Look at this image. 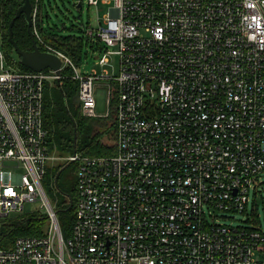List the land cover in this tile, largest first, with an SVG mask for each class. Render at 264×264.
I'll return each mask as SVG.
<instances>
[{
    "label": "built area",
    "instance_id": "1",
    "mask_svg": "<svg viewBox=\"0 0 264 264\" xmlns=\"http://www.w3.org/2000/svg\"><path fill=\"white\" fill-rule=\"evenodd\" d=\"M84 1L108 7L84 33L100 72L42 40L37 6L32 32L59 73L21 70L0 45V264H264L255 215L249 227L220 220L247 213L264 171V0ZM66 68L81 114L112 115L111 154L49 152L44 87ZM63 160L77 166L67 234L43 186ZM36 200L45 232L3 248L4 218Z\"/></svg>",
    "mask_w": 264,
    "mask_h": 264
},
{
    "label": "trees",
    "instance_id": "2",
    "mask_svg": "<svg viewBox=\"0 0 264 264\" xmlns=\"http://www.w3.org/2000/svg\"><path fill=\"white\" fill-rule=\"evenodd\" d=\"M24 0H0V37L1 46L8 59L12 44L8 38V24ZM31 5L35 0H30ZM37 27L42 39L48 45L61 51L72 59L76 66L81 62L83 47L92 44L82 37L52 35L42 27L43 7L39 0ZM38 4V3H37ZM12 40L21 50H32V39L28 33L24 16L21 15L12 25ZM44 51V48L39 46ZM21 70H30L19 60L15 62ZM70 69L66 68L59 81L45 83L43 96V121L47 130L48 150L59 158H66L74 152L81 155L100 156L112 153L111 144L105 145L103 137L109 140L114 137L112 115L106 118H89L81 114L78 100V82L70 77ZM111 142V141H110ZM72 173L73 177L66 176ZM77 166L74 162L58 161L48 166L43 186L45 192L53 195L57 204L55 211L65 234L69 232L74 217L75 181ZM47 195V194H46ZM59 197V199H58ZM20 218H6L1 225V246L11 247L17 237H33L42 235L47 227L46 216L31 214L20 215Z\"/></svg>",
    "mask_w": 264,
    "mask_h": 264
},
{
    "label": "rangeland",
    "instance_id": "3",
    "mask_svg": "<svg viewBox=\"0 0 264 264\" xmlns=\"http://www.w3.org/2000/svg\"><path fill=\"white\" fill-rule=\"evenodd\" d=\"M42 3L44 4L42 11V27L45 31H48L52 35L82 37L83 39L86 29L94 25L96 16L101 19L108 8L102 4H99L96 8L88 7L84 0L81 2L79 0H42ZM78 3L81 4L79 8H77ZM103 48L104 47L100 45V50L98 52H101V49ZM97 55L99 54L93 52L90 45L84 46L79 70L84 73L90 71L91 69H95L100 72L103 67H100V65L97 64ZM10 57L14 62L19 60V57L14 51L10 52ZM108 58L113 66V70H116L118 66V58L116 56H110ZM107 94L108 88L106 83L95 84L94 95L96 100V112L97 115L102 117H104L107 112ZM102 139L105 145H110V141H112V139L109 140L107 136H104ZM66 176L73 177L71 172L66 173ZM258 181L259 183L256 185V191L251 190L249 194L247 213L232 214L226 219L220 218L222 223L230 226L249 227L252 226L251 220L253 215H255L254 218L256 219V225L264 230V171H262L259 175ZM46 194L49 200L53 203L54 207L57 208V204L60 201L59 197V201L56 203V197L47 193V191ZM42 211L41 202L36 200L31 203H26L22 212L11 213L10 218H20V215H39ZM217 214L218 216L220 215V213Z\"/></svg>",
    "mask_w": 264,
    "mask_h": 264
},
{
    "label": "water",
    "instance_id": "4",
    "mask_svg": "<svg viewBox=\"0 0 264 264\" xmlns=\"http://www.w3.org/2000/svg\"><path fill=\"white\" fill-rule=\"evenodd\" d=\"M31 4L30 0H24L23 4L19 6L15 12L14 17L10 20L8 24V38L10 43L12 44V50L17 54L19 57V62L34 71H41L43 69L49 68L56 73L59 72L60 68V59L51 53L41 52L38 47L36 46L34 40H32V50H21L12 40V32L11 28L13 23L16 19H18L21 15L24 16L28 33H30L31 27Z\"/></svg>",
    "mask_w": 264,
    "mask_h": 264
},
{
    "label": "bare ground",
    "instance_id": "5",
    "mask_svg": "<svg viewBox=\"0 0 264 264\" xmlns=\"http://www.w3.org/2000/svg\"><path fill=\"white\" fill-rule=\"evenodd\" d=\"M80 2L82 1V0H79ZM38 3V4H37ZM23 4V3H22ZM31 4V3H30ZM39 5H40V3H39V0H35V4L32 6L31 5V13H32V10H33V8H34V6H37L38 8L37 9H39ZM31 13H30V17H31ZM31 26H32V22H31ZM36 27H37V20H36ZM37 30H38V27H37ZM38 32H39V30H38ZM30 33H31V39L32 40H34V42H35V44H36V46L38 47V49H39V46H41L42 47V45H40V44H38V42H37V40H36V38H35V36L33 35V32H32V28L30 27ZM40 34V33H39ZM43 40V39H42ZM44 41V40H43ZM92 42L94 41V40H91ZM45 42V41H44ZM102 45H103V47H105L104 46V44L103 43H101ZM52 47V46H51ZM43 48V47H42ZM53 48V47H52ZM55 49V48H54ZM40 50V49H39ZM57 50V49H56ZM41 52H47V53H51V52H48V51H46L45 49H44V51H42V50H40ZM57 51H59V50H57ZM61 52V51H60ZM62 53V52H61ZM51 54H54V53H51ZM54 55H56V54H54ZM65 55V54H64ZM59 59H60V57L58 56V55H56ZM66 56V55H65ZM68 57V56H67ZM60 62H61V59H60ZM61 64L62 63H60V67H61ZM78 67V69H79V66H77ZM60 69V68H59ZM31 71H34V70H32V69H30ZM43 70H51V69H49V68H46V69H43ZM43 70H41V71H43ZM51 71H53V70H51ZM71 71V70H70ZM36 72H39V71H36ZM54 73H56L55 71H53ZM59 73V72H58ZM58 73H56V74H58ZM81 73H84V72H81ZM86 73V72H85ZM72 76V72H70V77ZM72 78V77H71ZM7 218H10V217H7ZM4 219H6V218H4ZM2 223H3V221H2Z\"/></svg>",
    "mask_w": 264,
    "mask_h": 264
},
{
    "label": "flooded vegetation",
    "instance_id": "6",
    "mask_svg": "<svg viewBox=\"0 0 264 264\" xmlns=\"http://www.w3.org/2000/svg\"><path fill=\"white\" fill-rule=\"evenodd\" d=\"M81 6V4L80 3H78V5H77V8H79Z\"/></svg>",
    "mask_w": 264,
    "mask_h": 264
}]
</instances>
